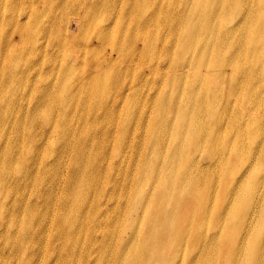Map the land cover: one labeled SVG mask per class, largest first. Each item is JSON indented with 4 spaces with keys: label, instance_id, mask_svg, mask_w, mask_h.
<instances>
[{
    "label": "bare ground",
    "instance_id": "bare-ground-1",
    "mask_svg": "<svg viewBox=\"0 0 264 264\" xmlns=\"http://www.w3.org/2000/svg\"><path fill=\"white\" fill-rule=\"evenodd\" d=\"M25 1L13 2L20 7ZM84 1L90 3V14L75 11L66 18L55 38L66 50L65 60L76 48L83 46L90 50L89 66L93 64V71L88 73L77 69L76 73L74 68L66 66L57 81L58 89L70 92L74 80L77 81L76 87L85 81L87 95H93L100 101L104 99L103 102L111 103L117 113L125 111L124 119L131 120L135 114L125 105L124 87L120 81L124 80L134 59L143 63L149 58V63L145 64L147 68L154 60L158 65L164 56L171 54L176 73L169 78L172 81L171 94L175 99L170 100L171 96L164 93L159 103L156 99L163 93L160 89L153 99L142 97L144 104L153 101L154 113L145 111L146 107L138 112L141 117L149 114L151 133L156 142L162 141V134L158 131L163 134L169 132L174 137L182 134L171 155L176 158L181 153H187L188 159L184 169L183 163L177 159L160 160L161 163L151 171L145 169L143 180L166 182L169 187L163 190L165 200L171 197L182 199L191 194L186 189L188 184H194L196 193L195 201L187 200L186 204L174 202L177 211H186L185 215L188 211L192 213L186 220L187 226L184 223L175 232V215L168 217L174 209L163 205L155 207L154 213L162 216L160 221L156 217L149 221L148 215L143 213L145 219L137 223L125 245L128 251L119 264H166L174 259L178 260V264H264V158L261 156L264 152V97L257 100L261 93L258 89L263 87L264 90V0H120L121 5L113 0ZM245 2L250 3L248 7ZM181 5L183 8L179 10ZM6 6L7 3H0V7ZM186 9L188 12L185 14ZM230 9L233 13L231 19L221 18L219 11L230 12ZM17 12L13 7L0 19V40L4 38L2 47L12 58L25 53L23 50L37 40L34 32L28 34L20 25ZM22 12L24 9L20 15ZM237 25L246 27L238 32L235 29ZM81 31H85V36L80 35ZM202 32L207 39L206 44ZM171 39L174 40L173 49L165 43ZM234 45L241 50V55H238ZM194 50H198L194 59L177 54L179 51L191 56ZM143 65L138 72L143 70ZM230 65L235 67L231 73ZM241 65L248 70L249 82L243 89L245 96L238 99L237 104L230 105L227 99L230 90H242L238 84ZM9 68V64L5 63L4 72ZM192 69L194 72L188 76ZM259 82H262L261 86ZM196 85L204 87L201 106L191 105ZM224 86L229 92L224 91ZM205 87L211 90V97L206 96L208 89ZM41 91L45 92L46 99L49 95L51 100L55 99V92ZM42 104L38 109L44 113V108L40 107ZM169 105L173 106L174 112L170 111L167 118L165 112ZM173 118L175 120L171 121ZM226 121L230 122L229 130H224ZM201 144H207L208 154L198 153L196 145ZM170 146L171 143H168L169 149ZM6 165L7 161L2 160L0 178L7 171ZM90 169L87 159L83 165L79 156L74 159L73 173L82 177V172ZM49 175L48 180L55 179L54 173ZM87 180H94V177ZM170 180H186V183L180 188ZM221 180H225L221 185L223 193L218 194L216 188ZM209 191L213 193L212 197ZM151 203L152 198L145 203L150 210L154 207ZM205 219L211 221L208 223ZM156 222L159 226L156 233L150 240L146 238L142 247L137 245L141 225L154 227ZM168 226V232L174 233L165 243L160 257L158 252L149 250L148 244L159 243ZM186 229H197V235L190 238L189 234L185 235ZM220 258L222 261L218 260Z\"/></svg>",
    "mask_w": 264,
    "mask_h": 264
},
{
    "label": "rangeland",
    "instance_id": "rangeland-1",
    "mask_svg": "<svg viewBox=\"0 0 264 264\" xmlns=\"http://www.w3.org/2000/svg\"><path fill=\"white\" fill-rule=\"evenodd\" d=\"M13 1L0 0V3H7L6 7H0V19L15 7L20 25L28 34L34 32L37 40L23 50L25 53H19L16 55L19 57L14 58L4 51V38L0 40V163L7 161V171L0 178V264H119L128 251L125 245L137 223L145 219L143 213L148 215L149 221L153 217L160 221L162 216L154 213L155 207L160 205L174 209V213L168 215L169 218L175 215L174 232L184 223L187 226L186 220L192 213L188 211L185 215L186 211H177L174 202L186 204L187 200L196 199L194 184H188L186 189L191 194L184 198L170 196L165 200L163 190L169 187L166 182L143 180L145 169L151 171L161 163L160 160L177 159L183 163L184 169L188 159L187 153H181L176 158L171 155L182 134L174 137V134H163L154 128L162 134V141L156 142L151 133L149 114L141 117L138 112L146 107L145 111L154 113L153 101L144 104L142 97L153 99L160 89L163 93L156 101L161 103L164 93L171 96L170 100L175 99L171 94L172 81L169 78L176 73L171 54L164 56L158 65L154 60L147 68L145 64L149 63V58L143 63L134 59L124 80L120 81L124 87L125 105L135 114L133 119L126 120L125 111L117 113L111 103L108 105L103 102L104 99L100 101L93 95H87L84 80L77 87L74 80L70 92L57 87L61 71L66 66L74 68L76 73L77 69L88 73L93 71V64L89 66L90 50L83 46L76 48L68 63L64 56L66 50L55 38L66 18L75 11L90 14V3L84 0H26L19 7ZM113 2L121 5L120 0ZM249 4L245 2L246 7ZM182 8L181 5L179 10ZM22 9L24 12L20 15ZM219 13L223 19H231L233 14L231 9L230 12ZM36 17L37 21L30 22ZM244 27L246 25H237L235 29L241 32ZM81 34L85 36V31ZM201 35L206 44L205 34L202 32ZM165 43L173 49V39ZM106 44L110 47L109 43ZM234 49L241 55V50L235 45ZM191 53V56H185L177 52L194 59L198 50ZM139 57L144 58L143 55ZM5 63L10 66L7 72H4ZM142 64L144 68L138 72ZM241 66L238 84L242 90H230L227 98L230 105L237 104L238 99L245 96L243 89L249 82L248 70L244 69L246 66ZM234 69L230 65V73ZM193 72V69L190 70L188 76ZM41 90L55 92V99L51 100L50 95L46 99L45 92ZM210 91L206 90L207 97H211ZM224 91L229 92L226 86ZM258 91L261 93L257 100L264 97L263 87ZM203 92L204 87L195 86L191 105L201 106ZM42 102L40 107L44 108V113L38 109ZM166 109L165 116L168 118L174 109L172 105L166 106ZM229 129L230 122L226 121L224 130ZM168 143H171L170 149ZM196 146L198 153H209L207 144ZM77 156L81 158V165L87 159L91 166L90 171L82 172V177L73 173V161ZM261 156L264 158V152ZM50 173L56 175L54 180H48ZM92 176L94 180H87ZM170 181L180 188L186 183V180ZM224 181L221 180L216 188L218 194L223 193L221 185ZM67 194L68 198H65ZM209 195L212 197L213 193L209 191ZM148 198H152L151 205H154L151 210L145 204ZM205 220L208 223L211 221ZM157 224L154 227L142 224L136 244L142 247L146 238L150 240L159 227ZM168 231L169 226L161 234L159 243L148 244L149 250L158 252L160 257L165 243L174 233ZM188 234L190 238L195 237L197 229H186L185 235ZM164 256H167L166 252ZM218 260L222 261L221 258ZM166 264H178V260Z\"/></svg>",
    "mask_w": 264,
    "mask_h": 264
}]
</instances>
